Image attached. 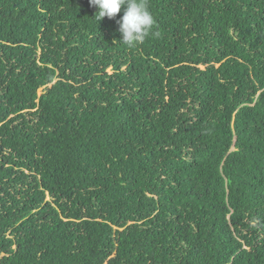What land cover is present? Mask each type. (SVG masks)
<instances>
[{
  "label": "trees",
  "instance_id": "trees-1",
  "mask_svg": "<svg viewBox=\"0 0 264 264\" xmlns=\"http://www.w3.org/2000/svg\"><path fill=\"white\" fill-rule=\"evenodd\" d=\"M150 10L0 0V264H264V0Z\"/></svg>",
  "mask_w": 264,
  "mask_h": 264
},
{
  "label": "clouds",
  "instance_id": "clouds-1",
  "mask_svg": "<svg viewBox=\"0 0 264 264\" xmlns=\"http://www.w3.org/2000/svg\"><path fill=\"white\" fill-rule=\"evenodd\" d=\"M89 3L97 9L94 15L96 22L104 17L115 18L124 7L118 30L122 35L120 41L130 49L142 45L149 36L159 35L154 31L157 22L150 10V0H89Z\"/></svg>",
  "mask_w": 264,
  "mask_h": 264
},
{
  "label": "rangeland",
  "instance_id": "rangeland-1",
  "mask_svg": "<svg viewBox=\"0 0 264 264\" xmlns=\"http://www.w3.org/2000/svg\"><path fill=\"white\" fill-rule=\"evenodd\" d=\"M40 90H41V89L38 90V94H40Z\"/></svg>",
  "mask_w": 264,
  "mask_h": 264
}]
</instances>
